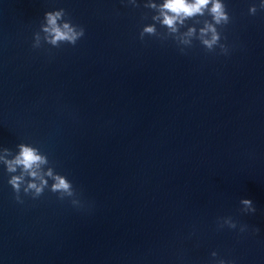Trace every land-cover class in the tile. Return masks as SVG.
<instances>
[{
	"label": "water",
	"instance_id": "water-1",
	"mask_svg": "<svg viewBox=\"0 0 264 264\" xmlns=\"http://www.w3.org/2000/svg\"><path fill=\"white\" fill-rule=\"evenodd\" d=\"M136 2L0 0V148L37 147L75 192L17 203L0 165V264H264L260 0H223L228 55L140 40L154 13ZM61 8L84 36L33 49Z\"/></svg>",
	"mask_w": 264,
	"mask_h": 264
},
{
	"label": "clouds",
	"instance_id": "clouds-1",
	"mask_svg": "<svg viewBox=\"0 0 264 264\" xmlns=\"http://www.w3.org/2000/svg\"><path fill=\"white\" fill-rule=\"evenodd\" d=\"M123 2V0H122ZM127 4L137 8L136 0H127ZM144 8L152 13V24L142 27L139 32V39L154 36L161 41L171 38L183 54L186 48H191L193 40L200 43L207 52H214L219 48V54L228 55L229 48L221 43L222 35L220 29L230 23L231 17L223 0H161L156 3L154 0H147ZM257 8L264 10V0L259 5L252 4L248 8L249 15H255ZM207 17L204 19H199ZM147 18V14L142 19ZM210 18V19H209ZM193 21L188 25L187 21ZM156 24L165 29L163 33L158 32ZM196 25H202L196 27ZM186 29L181 31V29ZM85 34L83 26L74 24L68 18L63 8L46 11L40 23L39 31L33 33L32 48L39 49L43 43L54 48L62 44L75 45ZM17 151L13 154L8 148H0V165L4 166L7 173L11 174L7 183L14 193V200L23 203L21 192L25 196L30 195L33 200L38 199L45 189L57 194V198L64 200L75 196L72 183L61 174L54 171V168L46 154L30 144L19 143ZM51 181V184H49ZM74 206L79 205V200L71 199ZM240 209L244 213H255L256 209L249 199H241ZM227 226L230 229L237 228V223L231 217L217 218V227ZM247 225L241 224L239 231L245 232ZM255 231H259L256 229ZM217 257L216 252L211 253ZM212 264H233L232 261H225L223 258L214 259Z\"/></svg>",
	"mask_w": 264,
	"mask_h": 264
}]
</instances>
